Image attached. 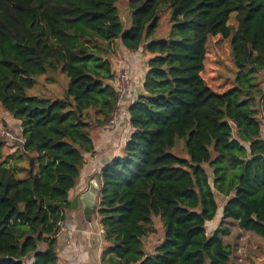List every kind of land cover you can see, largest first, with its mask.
Listing matches in <instances>:
<instances>
[{"label": "trees", "instance_id": "obj_1", "mask_svg": "<svg viewBox=\"0 0 264 264\" xmlns=\"http://www.w3.org/2000/svg\"><path fill=\"white\" fill-rule=\"evenodd\" d=\"M120 1L0 0V105L21 128L9 158L0 140V264H58L92 129L110 126L118 105L119 47L150 58L123 156L100 174L102 264H233L225 233L206 228L217 193L223 220L264 238V0H128V29ZM169 10L171 38L154 40ZM209 37L233 49L222 93L202 76ZM49 73L69 79L65 96H28ZM177 139L188 158L171 153ZM156 219L164 236L148 253Z\"/></svg>", "mask_w": 264, "mask_h": 264}, {"label": "crops", "instance_id": "obj_2", "mask_svg": "<svg viewBox=\"0 0 264 264\" xmlns=\"http://www.w3.org/2000/svg\"><path fill=\"white\" fill-rule=\"evenodd\" d=\"M120 51H124L122 52L125 56L124 59H117ZM117 54V58L115 56L111 59L113 70H115V66L128 67L132 62V58L137 59L145 56L147 59L141 67L143 71L140 74V79L136 82L137 86L135 85V88H130L124 96V100L120 105L121 113L118 116V123L106 128L95 127L92 129L95 150L94 153L85 155V164L81 170L79 185L69 194L71 203L81 191L88 187L90 182L96 183L101 189V171L109 166L114 159L123 156L124 146L131 133L128 107L143 91V82L148 70L147 61L150 56L148 57L142 48L138 52L133 53L119 47ZM17 130L20 137L21 128L19 122H17ZM261 132L264 139V121L261 125ZM16 143L17 146L19 142L17 141ZM16 146L14 149H16ZM209 174L212 183V172L210 171ZM93 195L95 196L96 205L92 210L90 218L84 214V206L81 202L77 209L70 207V210L67 212L64 221L67 232L64 231L65 233L63 232L64 234L58 238V264H102V255L107 247V243L104 240V236L100 233L102 227L97 214L101 200L100 190L93 193ZM216 200L219 204V211L213 221L207 222V232L212 234L221 228L225 233L222 236L224 244L233 249V264H264V238L258 236L253 231L241 229L235 220H223L222 211L228 198L217 193ZM28 264H30V261Z\"/></svg>", "mask_w": 264, "mask_h": 264}, {"label": "rangeland", "instance_id": "obj_3", "mask_svg": "<svg viewBox=\"0 0 264 264\" xmlns=\"http://www.w3.org/2000/svg\"><path fill=\"white\" fill-rule=\"evenodd\" d=\"M120 17L125 22V27L128 29L131 26V13L128 7V0H122L118 4ZM230 25L236 27L237 21L235 19V14H233ZM173 29V23L171 22V12L165 11L160 15L159 27L154 36V40H168L171 38ZM120 51L116 54L117 59H124L123 53ZM233 49L231 41L222 39L220 37H209L207 42V59L205 61V70L202 73L204 80L207 85L211 87L215 92L222 93L228 88L226 86V81L230 77L233 63H232ZM142 56V55H141ZM148 56V55H147ZM149 57V56H148ZM143 58V59H142ZM147 57L132 58L131 64L128 67L120 66L114 67L115 79L112 83L115 89L119 92V95H125L130 88H135L137 86V80L140 79V74L143 71L141 68L144 64V61ZM140 60V62H138ZM125 62V60H124ZM127 62V61H126ZM142 69V70H141ZM127 74L128 79L122 80L121 75ZM52 79L51 81H48ZM69 79L62 73L52 74L41 76L36 79L35 86L27 91L28 96H38L46 98H63L65 96ZM136 85V86H135ZM135 86V87H134ZM124 99H122L123 102ZM121 106L118 112V116L121 113ZM263 124V123H262ZM8 131L10 134H13V140L9 136L5 138L4 132ZM16 136L19 137V132L17 130L16 120L7 112L2 109L0 105V140L3 144L2 155L4 158H9L11 152L15 151L14 147L16 146ZM184 150V140L177 139V145L171 153L188 158L187 154H182L180 149ZM11 164V161H10ZM208 168V167H207ZM210 173V170H208ZM97 223V221H95ZM156 227V233L149 236L145 239V250L148 253H153L160 245L163 240L164 232L162 229V224L159 219L154 221ZM65 226V224H64ZM65 232H67V227L65 226ZM64 232V233H65ZM63 233V234H64ZM62 234V235H63ZM61 235V236H62ZM60 236V237H61Z\"/></svg>", "mask_w": 264, "mask_h": 264}, {"label": "water", "instance_id": "obj_4", "mask_svg": "<svg viewBox=\"0 0 264 264\" xmlns=\"http://www.w3.org/2000/svg\"><path fill=\"white\" fill-rule=\"evenodd\" d=\"M100 188L99 186L94 183L90 182L88 187L81 191L80 194H78L71 203V208L72 209H77L79 206V203L81 202L84 206V214L90 218L92 210L94 209L96 202H95V196L93 193L99 192Z\"/></svg>", "mask_w": 264, "mask_h": 264}, {"label": "built area", "instance_id": "obj_5", "mask_svg": "<svg viewBox=\"0 0 264 264\" xmlns=\"http://www.w3.org/2000/svg\"><path fill=\"white\" fill-rule=\"evenodd\" d=\"M120 77H121L122 80H126L127 81V79H128L127 74H123ZM118 94H119V92H118ZM124 96L123 95H119L118 105H117V107H116V109H115V111H114V113H113V115L111 117V120H110L111 124L110 125H116L118 123V112H119V109H120V105L122 103V99H124ZM4 135L6 136L5 138H8L9 136L11 138H13V134L12 133L10 134V132H8V131H5ZM64 227H65L64 224L60 225V230H59V233H58V237H60L63 234V232L65 231ZM100 233L102 234V236H105V230L103 228L101 229Z\"/></svg>", "mask_w": 264, "mask_h": 264}]
</instances>
